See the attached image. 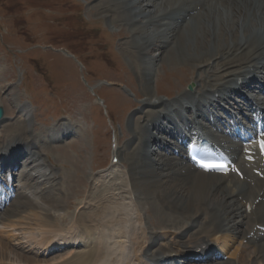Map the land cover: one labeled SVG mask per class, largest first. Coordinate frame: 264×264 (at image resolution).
<instances>
[{
  "label": "bare ground",
  "instance_id": "1",
  "mask_svg": "<svg viewBox=\"0 0 264 264\" xmlns=\"http://www.w3.org/2000/svg\"><path fill=\"white\" fill-rule=\"evenodd\" d=\"M218 5L224 7L221 12L216 11ZM103 8L106 9L105 16L115 10L121 11V17L131 24L137 52L145 56L142 59L146 64V99L131 116L133 138L127 142L126 148L123 147L126 143L118 142L119 146L114 150V157H118L119 162L113 168L119 169L128 193L124 194L119 184L111 191H101L102 183L109 185L107 179L114 174L110 169H104L99 175L90 177L92 192L77 205L79 212L75 214L77 217L70 231L63 233L50 222L48 214H43L35 225L46 230L44 235L26 238L44 247L45 254L47 249L56 247L54 243L58 239L68 240L65 242L68 245L73 243L72 239L83 240L84 246L70 250L52 264H114L116 259H124L127 264H134L137 259L164 264L169 259L171 264L179 258L208 254L215 250L216 242L225 247L238 243L233 255L240 250L239 255H244L249 246L254 245V256L249 264H264V160L258 149L228 141L217 128L208 133V138L217 142L220 149L230 150L244 177L202 172L183 155V142L187 138V130L183 127L195 129V126H203L210 122L207 116L214 115L218 109L226 112L225 120L236 117V114L252 118L251 123L256 121L254 114L264 118V0H114L113 8ZM146 25L148 29L156 26L157 30L147 35L143 29ZM173 43L175 48H172ZM157 48L161 53L150 56L149 53ZM164 62L193 65L192 69L199 75L192 84V92H185L174 100L156 95L155 71ZM244 89H251V92ZM220 102L227 105L222 107ZM18 106L24 117V126L30 129L26 132L20 125L22 123L18 125L22 135L27 133L26 141L7 132L8 126L0 132V166L6 165L9 169L13 166L14 181L27 179L28 184L26 182L24 186L35 192L33 196L17 190L6 194V197L14 198L11 206L15 204L13 210L10 206L0 215L6 223L17 220L16 217L27 212L25 208L29 212L43 209L35 204V196L53 205L60 200L56 197L65 195L61 183L67 167L58 171L50 156L43 153L61 147L53 145L51 140L55 144L65 143L68 137V140H75L71 135L74 134L72 127L69 129L70 119L66 118L56 125L58 131L66 132L63 136L57 131L49 132L42 139L34 136L31 132L34 124L31 106ZM145 108L152 110L145 112ZM137 116H140L138 120L142 125L135 127L133 120ZM6 121L7 118L2 124ZM238 121L236 118L235 123ZM246 130H252L251 124ZM177 136L180 141H174ZM153 146H156L155 152ZM173 146L175 148L171 150ZM139 152L143 162L147 160L146 164L135 160ZM177 152L179 156H176ZM23 158H26L25 169L14 174ZM33 172L39 174L42 181L33 183ZM0 180L5 178L0 177ZM140 203L150 205L162 218L158 226L163 228L162 232L182 222L181 227L173 229L175 239L171 244H161L157 236L159 231L149 228L151 222L142 226L141 222L146 218L140 213ZM56 206L63 207L61 203ZM138 217L139 228L145 236L140 235L137 228ZM13 223L8 225L15 227ZM141 245L145 249L139 258L134 254ZM200 249L203 252L196 254ZM7 250L16 254L21 250L20 254L28 257L20 246L0 241V264L10 261L5 257ZM246 257H243L245 261L248 260ZM35 258L39 259H28L31 260L28 264H41L40 259ZM233 264L238 263L234 261Z\"/></svg>",
  "mask_w": 264,
  "mask_h": 264
},
{
  "label": "rangeland",
  "instance_id": "2",
  "mask_svg": "<svg viewBox=\"0 0 264 264\" xmlns=\"http://www.w3.org/2000/svg\"><path fill=\"white\" fill-rule=\"evenodd\" d=\"M113 3L114 0H0V73L2 72L0 105L4 107L5 119L7 118L6 123L1 125L0 132L8 126L7 132H13L26 141V132L30 127L24 126V117L19 113L18 105H29L33 113L35 112L34 124L32 123L33 128H31L34 136L44 138L54 122L58 121L56 124L58 125L65 118L72 121L71 123L68 121L69 129L71 130L70 124H72L76 136L75 140L66 141L65 144L59 143L57 146L61 147L48 149L45 151L46 154L43 153L50 156L52 164L58 171L61 172L64 166L67 167L66 176L61 183L65 195L55 196L57 200H61L57 203H61L63 207L57 208V203L49 205L35 196V204L43 209L29 212L25 208L27 212L10 223L0 218V241H7L12 246H20L28 256L20 254L23 252L21 250L18 251L19 254L7 250L5 257L11 264H28V261L33 260L34 257H38L41 264H52L71 252L72 249L68 248L55 252L48 250L45 254L46 250L42 246L34 241L29 242L26 237L34 236L35 239L44 235L46 230L35 225L36 220L42 218L43 214H48L47 217L52 220L50 222L63 233L70 231L75 222L74 218L76 220L77 217L75 214L79 212L77 205L83 203L92 192L89 185L92 175L96 176L104 169H110L114 174L107 179L109 185L102 183L103 187H99L101 191H111L113 186L119 184L123 187V193H128V190L126 191L128 186L125 184V179L122 180L123 176L120 175L119 169L111 166L112 151L120 142L126 143L123 146L126 148L127 142L133 138L130 119L133 113L143 106V101L146 99V64L135 47L131 24L121 17V11L115 10L108 16L103 13L106 11L103 7L113 8ZM218 6L216 11L221 12L224 7ZM105 17H108V20ZM145 27L147 29H143L147 31V35L148 32L152 34L157 30L156 26L149 29L148 25ZM174 44L172 48H175L176 44ZM56 50H64L68 54H60ZM160 53L161 50L157 48L149 55ZM146 54L148 57V53ZM192 67L190 63L167 62L158 66L154 77L157 86L156 95L174 100L188 92L189 85L193 84L199 75ZM107 82L119 86L106 88L104 86ZM237 100L242 102L241 99L237 98ZM221 105L227 104L222 102ZM150 109L145 108V112L152 110ZM217 111L220 113V110ZM139 117H134L135 127L139 126L138 124L142 125V121L138 120ZM59 118L61 119L58 120ZM19 124L22 129L27 130L24 135L18 127ZM142 134L146 133L142 131ZM23 159L22 164L26 158ZM135 160L142 164L147 162L145 159L143 162L140 152ZM24 168L22 165L20 172H23ZM20 172L16 169L14 174ZM33 175L37 177V173ZM16 184L19 191L33 196L35 191L31 192L23 188L24 183ZM61 184L59 182V186ZM142 204L140 203L142 206L140 213L146 218L145 222H141L142 226H147L148 222H151L152 226L149 228L159 231L157 236L161 244L164 246L171 244L170 242L175 239L173 229L181 227L182 222L173 229L162 232L163 228H158L162 218L150 208V205ZM13 206L10 209L13 210L15 208ZM11 223L15 227L8 225ZM140 225V217H138L137 228L140 229V235L145 236L141 233ZM237 245H230V248L228 246L225 262L251 263L250 258H253L255 252L254 245H250L244 255H239L242 250L237 255H233ZM143 246L141 245L135 252L136 257L141 258L140 255L145 249ZM243 257L248 260L245 261ZM153 262V260L142 262L137 259L134 264H154Z\"/></svg>",
  "mask_w": 264,
  "mask_h": 264
},
{
  "label": "snow or ice",
  "instance_id": "3",
  "mask_svg": "<svg viewBox=\"0 0 264 264\" xmlns=\"http://www.w3.org/2000/svg\"><path fill=\"white\" fill-rule=\"evenodd\" d=\"M261 151L264 152V141H261ZM202 168L204 169H209L210 167H213V166H210V165H201ZM218 168V170L220 171H224L225 169V165H218V166H215Z\"/></svg>",
  "mask_w": 264,
  "mask_h": 264
},
{
  "label": "water",
  "instance_id": "4",
  "mask_svg": "<svg viewBox=\"0 0 264 264\" xmlns=\"http://www.w3.org/2000/svg\"><path fill=\"white\" fill-rule=\"evenodd\" d=\"M192 88V87H190ZM4 108L2 106H0V123L2 122L3 118H4Z\"/></svg>",
  "mask_w": 264,
  "mask_h": 264
},
{
  "label": "clouds",
  "instance_id": "5",
  "mask_svg": "<svg viewBox=\"0 0 264 264\" xmlns=\"http://www.w3.org/2000/svg\"><path fill=\"white\" fill-rule=\"evenodd\" d=\"M114 264H127V262L124 259H116Z\"/></svg>",
  "mask_w": 264,
  "mask_h": 264
}]
</instances>
